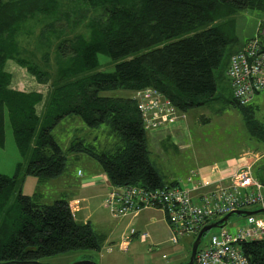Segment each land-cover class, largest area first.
<instances>
[{"label": "trees", "instance_id": "16d2710c", "mask_svg": "<svg viewBox=\"0 0 264 264\" xmlns=\"http://www.w3.org/2000/svg\"><path fill=\"white\" fill-rule=\"evenodd\" d=\"M81 1L85 10L97 9L98 13L85 23L86 35L66 36L64 28L71 29L77 21L68 20V15L58 9L57 0H0V147L6 119L15 148L24 160L22 173V163L15 164L10 176L0 173V192L15 191L21 174L59 176L65 168L66 152L87 155L111 185L155 187L176 183L163 182L149 159L147 129L142 126L135 93L153 89L183 114L186 107L213 97V69L229 48L226 68L229 56L249 39L237 42L233 14L257 10L262 18L256 28L264 26V0ZM37 15L45 20L35 40L40 59L23 48L47 66L48 36H56L53 74L23 55L16 42L20 33L28 34V20ZM61 18L64 23L55 24ZM98 54L114 62L111 71L97 70ZM7 59L23 67L37 83L49 82L43 99L39 91L8 86L10 74L4 69ZM113 90L126 93L102 94ZM230 94V103L239 111L248 136L264 143L262 125L250 119L246 106L250 101L239 104L231 88ZM40 101V114H36L35 105ZM70 116L78 117L90 129L106 126L113 137L112 148L95 149L84 136H78L72 137L63 151L51 129ZM34 196L15 192L17 217L12 224H0V262L46 263L42 260L46 256L99 249L101 236L89 222L73 219L65 199L42 204L36 203ZM240 249L249 264H264V239L243 242Z\"/></svg>", "mask_w": 264, "mask_h": 264}, {"label": "rangeland", "instance_id": "374dc122", "mask_svg": "<svg viewBox=\"0 0 264 264\" xmlns=\"http://www.w3.org/2000/svg\"><path fill=\"white\" fill-rule=\"evenodd\" d=\"M58 9L68 15V20L77 21L76 26L64 28L63 35L80 33L86 35L87 28L85 23L98 13V10H85L81 0H57ZM234 33L239 44L255 35L256 25L262 18V14L257 10H238L233 14ZM45 20L40 16H35L28 20V34L20 33L16 42L23 55H28L33 62L40 68L47 69L51 74L54 72V42L56 36H48L47 45V66H43L36 60L41 57V50L35 49V40L39 29ZM64 23L62 18L55 24ZM67 26H70L69 24ZM28 51H33L34 59ZM39 50V51H38ZM229 48L223 54L219 65L213 69V75L216 84V90L213 97L200 105L186 107L184 117H195L197 112L210 121L201 123L198 126L193 124L185 127L186 141L177 142L168 136H162L163 144L166 150L161 148L155 150L154 145L147 143L149 157L153 161L159 174L171 175L175 179L183 180L191 171L196 170L197 164L212 163L221 159L223 156L231 155L237 149H240L246 143V130L242 126L241 115L236 107L231 103L230 88L228 80L224 73L226 55ZM97 70L111 71L113 61L103 54L97 55ZM4 69L10 74L9 87L18 90H37L42 94V99L48 89L46 83H37L23 67L17 65L14 61L7 59L4 63ZM122 90L104 91V95H124ZM41 102L35 105L36 114H40ZM250 119L256 120L264 129V95L259 101H252L246 104ZM212 110L219 114L212 115ZM106 126L98 128L86 127L78 117L70 116L61 119L52 129L51 135L63 151L68 146L72 137L84 136L86 141L90 142L95 149H110L113 145V137L107 133ZM95 131L94 133H92ZM146 131V130H145ZM91 132V133H90ZM148 135V132H145ZM184 138V139H185ZM171 142L173 145H171ZM159 147V145H157ZM24 160L19 155L13 143L11 130L7 120H4V140L0 147V173L10 176L14 171L16 163H22L19 173H22ZM96 167L95 161L90 159L84 153L66 152L65 168L63 172L52 178H39L37 176L21 174L15 191L6 190L0 192V224L2 221L12 224L17 217V208L14 205L15 192L31 195L35 193L32 199L36 203L48 204L56 198H63L67 201L71 215L76 222H89L93 230L101 236L99 240V249H79L67 251L44 257L42 260L51 264H69L77 260H90L94 264H182L187 258L190 243L193 236H183L177 243L172 244L168 240V229L165 222L160 218V213L154 210L145 211V223L139 225L131 224L137 231L147 234L144 241H140L137 236H131L124 249L118 246L120 233L127 232L128 225L125 226V220L110 216L107 210L101 206L99 197L90 190H83L78 187L77 180L91 172V167ZM79 171L80 174L76 173ZM254 174V172H253ZM167 177V176H166ZM167 179V178H164ZM165 181V180H164ZM154 217V221L148 220L149 216ZM239 215L230 214L224 227L231 230L241 222ZM111 229V234L108 230ZM210 229L205 231L200 243L204 242L210 233ZM107 239L103 240L104 235ZM178 259L177 255L181 253ZM180 251V252H179Z\"/></svg>", "mask_w": 264, "mask_h": 264}, {"label": "built area", "instance_id": "2783aa9c", "mask_svg": "<svg viewBox=\"0 0 264 264\" xmlns=\"http://www.w3.org/2000/svg\"><path fill=\"white\" fill-rule=\"evenodd\" d=\"M255 32L240 50L229 56L225 68L232 96L239 104H246L255 92L264 89V26L259 25ZM135 97L144 129L157 128L183 117L168 99L153 89L143 88ZM244 154L253 159L260 155L253 151ZM215 170L212 166L208 173ZM102 204L114 218L133 217L147 208L160 210L172 244L183 236L195 235L202 225L235 209L262 208L256 213L239 215L241 223L231 230L224 227L226 220L210 228L206 240L197 245L192 264H249L240 244L264 239V184L253 176L251 164H242L211 179L196 169L174 184L110 185ZM133 235L140 239L147 236L145 232L128 227L119 243L121 249Z\"/></svg>", "mask_w": 264, "mask_h": 264}, {"label": "crops", "instance_id": "0c3cea01", "mask_svg": "<svg viewBox=\"0 0 264 264\" xmlns=\"http://www.w3.org/2000/svg\"><path fill=\"white\" fill-rule=\"evenodd\" d=\"M263 95H264V90L255 94L251 98L250 102H252L253 100L259 101ZM208 113H211L212 115L219 114V112L216 110H212V112H208ZM183 114H185V112ZM209 121H210V118L208 116L205 117L201 113L197 112L195 117L194 116L193 117H188V116L184 117L183 116V117L177 118V120H175L173 123H167V124H164V125L159 126L157 128L147 129L146 131L148 132V135L147 136L145 135L146 146H147V143L149 142L150 144L154 145L153 148H155V150L159 151V153H160V150L162 148L161 143L163 144V139H162L163 137L162 136H165V137L168 136L170 139L173 140L172 142H174V144L177 142H182V141L184 142V141H186L185 127L187 128L188 125H191V124L198 126L201 123H206V122L208 123ZM241 122H242V126L244 127L242 120H241ZM94 132L95 131H93L92 133H94ZM246 136H247L246 141H245L246 143L244 144V146L240 149H237V151H235L231 155L223 156L218 161H216V162L214 161L210 164L209 163L197 164L195 168L197 170H199V172L201 173L202 176H204L207 179H211V178H217L219 176H223L228 171H230L231 169H234L238 166H241L242 164H251L252 174L254 172L253 176L258 181H260L261 183L264 184V143L254 139L253 137H249L248 134ZM172 142H171V145H173ZM157 145H159V147ZM147 149H148V146H147ZM162 149L166 150L167 147L163 146ZM148 151H149V149H148ZM247 151L257 152L260 155L257 159H253L250 156H245L244 153ZM149 154H150V152H149ZM149 159H150V157H149ZM150 161L152 162V164L154 166L153 161L151 159H150ZM212 166L215 167L216 170L209 174L208 172ZM155 169H156V167H155ZM90 170H91V172H89V174H87L85 176H81L80 177L81 179L77 180L78 187L83 189V190H90L92 193H96L97 197H99L101 206L104 207L102 204V198H103V195L105 194V192L109 189L111 184H109L105 174L101 172L98 165L96 167H94V166L91 167ZM77 171H76V173H77ZM156 171H157V169H156ZM78 173L80 174L79 171H78ZM157 173L159 174L158 171H157ZM159 176H160L161 180L165 183L173 181V180H179V179L173 178L171 175H166L167 176L166 177V176L159 174ZM164 178H167V179H164ZM148 210H154V211L159 212L161 215H160V217H158L156 219L158 220L161 218L165 222L161 211L158 209H155V208L143 209V210L139 211L133 217L123 216V217H119L117 219L125 220L124 228L127 225H128V227H133L131 224L139 225V224L145 223V221H143L145 214H143V215H141V214L145 213V211H148ZM147 219L154 221V217L152 215L147 217ZM165 224H166V222H165ZM166 226H167V224H166ZM135 230H136V232H138L137 229H135ZM108 234H111V229L108 230ZM108 234L104 235L103 240L107 239ZM125 234H126V232L121 231L120 239L118 241L119 247H120V245H119L120 240ZM133 236H136V235H133ZM129 237H131V236H129ZM145 238L144 239L138 238V239L140 241H144ZM127 244H128V241H127ZM181 254H182V250H181L180 255L179 254L177 255L178 259L180 258Z\"/></svg>", "mask_w": 264, "mask_h": 264}, {"label": "water", "instance_id": "95a60500", "mask_svg": "<svg viewBox=\"0 0 264 264\" xmlns=\"http://www.w3.org/2000/svg\"><path fill=\"white\" fill-rule=\"evenodd\" d=\"M259 211H262V208H256V209H252V210H246V209H235L231 212H228L224 215H222L220 218L214 220V221H211V222H208L204 225H202L198 231L196 232V234L194 235L191 243H190V247H189V252H188V256L186 258V261L182 264H192V261H193V257H194V253H195V250H196V247L197 245L199 244L200 242V238L202 236V234L209 230L210 228H214V227H217V226H220L222 224H224L226 218L230 215V214H236V215H243V214H250V213H256V212H259ZM34 264H51V263H40V262H37V261H33ZM0 264H8L7 262H0ZM69 264H94L92 261L90 260H77V261H73Z\"/></svg>", "mask_w": 264, "mask_h": 264}]
</instances>
